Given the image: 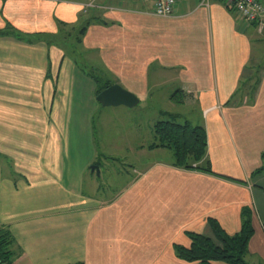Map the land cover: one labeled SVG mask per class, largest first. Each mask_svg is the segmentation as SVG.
Segmentation results:
<instances>
[{
  "label": "crops",
  "instance_id": "1",
  "mask_svg": "<svg viewBox=\"0 0 264 264\" xmlns=\"http://www.w3.org/2000/svg\"><path fill=\"white\" fill-rule=\"evenodd\" d=\"M141 3L0 0V226L14 240V264H197L173 245L210 235V219L237 233L244 207L247 255L264 259V174L251 176L264 166V29L216 0H176L168 18ZM81 64L137 98L169 86L171 103L196 112L212 174L147 161L112 195L90 181L84 190V173L100 164L97 88Z\"/></svg>",
  "mask_w": 264,
  "mask_h": 264
},
{
  "label": "rangeland",
  "instance_id": "2",
  "mask_svg": "<svg viewBox=\"0 0 264 264\" xmlns=\"http://www.w3.org/2000/svg\"><path fill=\"white\" fill-rule=\"evenodd\" d=\"M81 1L87 3V1L90 2L92 0ZM127 1L132 5L139 6L142 4L141 0ZM97 3V1L92 2L91 7L87 10H94ZM67 30L71 31L70 29ZM70 41L66 35L65 38H62V41H57V44L62 45L65 52L66 48L69 49ZM76 46V50L82 52V47L78 44ZM262 49H264V45ZM262 57L264 58V54ZM263 58L261 62L263 61L264 63ZM83 66L86 67V64H81L82 68ZM83 69H86L90 74L92 73L90 68ZM172 93L173 90L169 86L164 89H152L146 98L141 95L138 96V104L132 108L124 106L102 107L97 103V110L92 115L91 145L95 148H93L94 151L96 149L98 151L95 161L100 164L98 168L99 174L86 170L83 175L84 190L87 189L88 181H90L93 185L92 191L95 189L96 193L103 196L112 195L127 186L130 180L136 177L137 172L145 162L150 161V165L155 162H163L167 165L174 164L171 151L154 149L149 152L146 149V146L154 142L153 125L157 121L170 120L171 116L177 117L175 114H179L185 120H189L192 125L196 124L197 117L194 109L192 107H180L178 104L171 103L168 97ZM80 99L81 94L75 100ZM173 101L176 103L178 98L175 97ZM184 119L178 118L176 120L183 122ZM76 141L74 143L72 140L70 145L72 147L78 146L77 138ZM140 146L144 147L142 151L138 148ZM73 157L77 158L75 154H73ZM251 227L253 229L252 223ZM245 261L248 264H264V259L258 255H247Z\"/></svg>",
  "mask_w": 264,
  "mask_h": 264
},
{
  "label": "trees",
  "instance_id": "3",
  "mask_svg": "<svg viewBox=\"0 0 264 264\" xmlns=\"http://www.w3.org/2000/svg\"><path fill=\"white\" fill-rule=\"evenodd\" d=\"M85 27L81 29L84 31ZM96 83L97 96L110 86V82H101L97 75L91 74ZM177 93V92H176ZM176 93L172 97L176 96ZM175 116L170 120L157 121L153 125L154 142L148 149H166L171 151L174 167L183 170H199L212 174L208 165L203 163L206 154V134L202 127L188 122H179ZM264 157V154H262ZM264 174V166L254 170L252 177ZM240 230L233 235L226 234L215 220H208L210 235L186 233L189 247L173 245L176 257L186 263L197 264H248L245 257L248 243L253 235L252 212L244 207L240 212ZM14 240L8 230L0 226V264H14ZM82 264V263H73Z\"/></svg>",
  "mask_w": 264,
  "mask_h": 264
},
{
  "label": "built area",
  "instance_id": "4",
  "mask_svg": "<svg viewBox=\"0 0 264 264\" xmlns=\"http://www.w3.org/2000/svg\"><path fill=\"white\" fill-rule=\"evenodd\" d=\"M151 2V14L158 18H168L172 15L176 0H141ZM210 0H200L201 6H208ZM232 12L245 25L256 26L258 32L264 29V2L262 0H216ZM91 7L87 4L86 8Z\"/></svg>",
  "mask_w": 264,
  "mask_h": 264
},
{
  "label": "water",
  "instance_id": "5",
  "mask_svg": "<svg viewBox=\"0 0 264 264\" xmlns=\"http://www.w3.org/2000/svg\"><path fill=\"white\" fill-rule=\"evenodd\" d=\"M95 100L102 107L124 106L132 108L138 104L137 96L122 88L118 84H112L102 90L100 93L97 94ZM89 170L91 173L95 172L97 175L99 174L98 166L96 165L90 166Z\"/></svg>",
  "mask_w": 264,
  "mask_h": 264
}]
</instances>
